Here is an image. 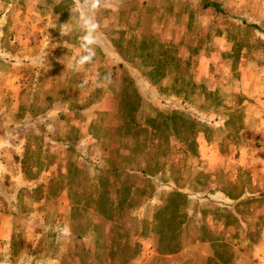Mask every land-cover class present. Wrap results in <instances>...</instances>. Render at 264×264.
I'll use <instances>...</instances> for the list:
<instances>
[{
    "label": "rangeland",
    "instance_id": "1",
    "mask_svg": "<svg viewBox=\"0 0 264 264\" xmlns=\"http://www.w3.org/2000/svg\"><path fill=\"white\" fill-rule=\"evenodd\" d=\"M259 25L264 0H0L2 264H207L209 211L260 231Z\"/></svg>",
    "mask_w": 264,
    "mask_h": 264
},
{
    "label": "crops",
    "instance_id": "2",
    "mask_svg": "<svg viewBox=\"0 0 264 264\" xmlns=\"http://www.w3.org/2000/svg\"><path fill=\"white\" fill-rule=\"evenodd\" d=\"M261 28L264 29V26L259 25L258 29ZM241 101L242 105H244L245 101ZM261 150L264 155V138L261 140ZM17 171L18 169L16 168L15 171L13 170L12 172L17 173ZM238 199L243 200L244 198L239 197ZM222 211H226V209L223 208ZM14 217V214L0 215V239H5L7 241L3 246H1L0 242V252H12L11 246L13 234L15 232L13 226ZM207 217L214 219L219 224V228H217L214 233L212 231L207 232V264H264V225L261 230L257 232L245 231L242 226L244 225L243 216L237 212L235 213V216H233L234 223H231L230 226L225 221L223 215L216 218L215 214H212V212L209 211ZM210 228L213 229V226ZM38 235L40 236V234ZM234 235V242L232 244H227L228 236ZM247 237L253 239L248 241L249 244H246L244 248L243 240ZM224 253H227L228 259L223 257ZM7 260V258H4L3 261H0V264Z\"/></svg>",
    "mask_w": 264,
    "mask_h": 264
},
{
    "label": "clouds",
    "instance_id": "3",
    "mask_svg": "<svg viewBox=\"0 0 264 264\" xmlns=\"http://www.w3.org/2000/svg\"><path fill=\"white\" fill-rule=\"evenodd\" d=\"M88 58H89V57H84L83 59H85V60H86V59H88Z\"/></svg>",
    "mask_w": 264,
    "mask_h": 264
}]
</instances>
